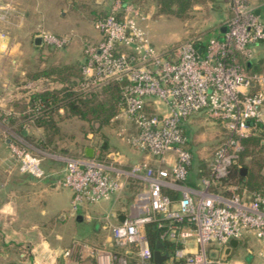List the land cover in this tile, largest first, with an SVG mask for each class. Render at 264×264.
<instances>
[{
	"label": "built area",
	"instance_id": "2783aa9c",
	"mask_svg": "<svg viewBox=\"0 0 264 264\" xmlns=\"http://www.w3.org/2000/svg\"><path fill=\"white\" fill-rule=\"evenodd\" d=\"M229 6L231 14L218 26L221 36L188 37L173 48H158L148 34L149 14L140 4L111 0L108 11L94 19L100 38L84 45L80 84L88 89L119 84L116 116L132 121L129 142L149 158L122 166L97 156L64 157V172L56 182L72 190L75 206L110 198L129 179L137 180L134 213L110 225L114 243L125 253L135 247L137 264H229L224 248L230 239L251 233L264 241V193L222 182L244 139L258 136L264 146V69H258L261 57L256 54L264 41V0H229ZM5 8L0 1V10ZM38 34L52 47L69 40L45 30ZM196 112L218 122L224 136L207 162L209 174L189 183L192 152L184 123ZM15 135L10 134L9 149L19 169L45 177V156L15 141ZM164 220L168 228L161 237L176 238L182 246L156 263L145 225L162 227ZM178 221L186 225L179 227ZM189 237L193 248L187 247ZM212 242L220 244L213 248L218 254L207 252ZM94 255L96 264H114L115 259L127 264L126 257L107 250L96 248ZM260 255L264 258V249Z\"/></svg>",
	"mask_w": 264,
	"mask_h": 264
},
{
	"label": "rangeland",
	"instance_id": "374dc122",
	"mask_svg": "<svg viewBox=\"0 0 264 264\" xmlns=\"http://www.w3.org/2000/svg\"><path fill=\"white\" fill-rule=\"evenodd\" d=\"M0 1L3 5H6L5 9L0 10L1 32L3 31L5 34L8 45L14 42L19 45L17 53L21 55L20 65L25 71L21 80L23 89L33 91L60 87L62 82H60L58 76L66 75V70L63 69L65 64L74 65L73 63L83 62L85 43L87 41L94 42L100 38V31L94 26V19L105 14L111 2V0ZM133 1L139 3L142 9L149 14V18L145 20L148 34L152 43L158 48H173L188 37H198L205 40L210 35L221 36L217 27L229 14L226 0H191L193 2L191 7L179 17L173 14H159L154 0ZM41 30L68 37L69 40L61 47H52L44 43L36 46L33 44V37ZM256 51L258 56H264V41L258 43ZM262 66H264V62L260 63L258 69H261ZM52 67L56 68L55 72L46 73ZM59 69H62L61 74L58 72ZM73 70L76 71L77 68L73 67ZM75 82V76L71 75L65 83L74 86ZM29 94H25L27 100ZM99 97L104 98L105 94L101 93ZM60 113H63V111ZM118 114L119 111L108 122L102 124L96 119L85 120L73 115L62 116L59 120L60 124H58L59 128L54 144L68 143L69 148L65 152L72 156L81 154L79 152L82 150L78 151V149H82L83 145H91L98 151L97 156L99 158L106 159L105 157H108L109 160H114L117 163H134V160L140 157L143 152L133 148L128 139L129 134L125 132L127 125L132 121L124 114L116 116ZM26 127L30 136L29 139L22 137L10 125L1 126L0 129H4L8 137L11 133H16L15 141L47 158L49 154L40 147V142L37 140L38 137L40 139L43 136V132H38L36 127L29 125H26ZM184 128L188 137V147L193 154V162L188 178L195 181L199 178L197 169L200 163L210 160L215 147L224 136V130L218 122L212 120L203 112L191 114L184 123ZM104 142L106 146L102 148ZM242 150L253 152L255 151V144L251 141H243ZM110 153L114 154L110 157ZM120 154L132 155L134 158L126 157L124 161ZM113 155H118V157H113ZM248 160L247 156L239 160L240 166L245 168L242 173L247 170L242 162H249ZM249 164L252 163L249 162ZM261 170L264 171V166ZM63 187L65 190L70 189L66 186ZM70 192L72 196L71 189ZM111 199L112 196L110 199H100L94 202H78L76 209L69 201V208L70 211L78 213L82 205H104L107 201L110 203ZM125 202L129 204L130 200L125 199ZM101 218L94 214L90 223L97 225L102 220ZM88 226L91 225L88 224ZM102 233H106V236L109 235V228L102 230ZM186 241L187 247L193 248L195 246L192 237L187 238ZM97 246L100 250L115 253L117 257H126L127 264L138 263L135 247H132L133 254L129 258L125 254L124 248L116 245L111 238L103 237L99 239ZM206 247L210 255L218 254V251L214 252L213 248L218 249L220 244L212 242ZM262 248H264V241L250 234L246 239L238 240V244L228 254L229 264H248L249 262L264 264V259L258 254V251ZM114 264H119L117 259L114 260Z\"/></svg>",
	"mask_w": 264,
	"mask_h": 264
},
{
	"label": "crops",
	"instance_id": "0c3cea01",
	"mask_svg": "<svg viewBox=\"0 0 264 264\" xmlns=\"http://www.w3.org/2000/svg\"><path fill=\"white\" fill-rule=\"evenodd\" d=\"M2 33L0 29V127L8 125L9 116L15 118L13 124L19 122L21 111L29 109L25 94L33 92L23 89L21 80L25 71L20 65L21 55L17 53L19 45L15 42L8 45ZM261 59L259 63L264 62V56ZM36 129L42 132L41 128ZM134 129L133 123H129L125 132L130 134ZM5 132L0 129V264H96L94 249L98 248L99 239H112L110 225L134 213L132 202L126 204L123 198L124 188L112 195L108 205H82L78 213L70 211V189L65 190L56 182L64 172V157L72 156L65 152L68 143L46 150L49 155L43 159V167L47 175L36 178L19 169L9 149L10 137ZM88 146L91 145L79 148L78 151L82 150L79 153L84 154ZM105 146L106 143L102 148ZM142 152L134 162L149 158L146 151ZM97 155L94 147V156ZM120 157L124 161L126 157L134 158L125 154ZM118 164L127 166L131 163ZM73 208L76 209L77 205ZM94 214L102 217L97 225L90 223ZM108 228L110 234L106 236L102 230ZM263 249L258 251L259 255ZM126 254L130 258L133 250H127Z\"/></svg>",
	"mask_w": 264,
	"mask_h": 264
},
{
	"label": "trees",
	"instance_id": "16d2710c",
	"mask_svg": "<svg viewBox=\"0 0 264 264\" xmlns=\"http://www.w3.org/2000/svg\"><path fill=\"white\" fill-rule=\"evenodd\" d=\"M154 1L159 14H173L177 17L185 14L193 3L191 0ZM226 5L229 10L228 17L231 14L229 0H226ZM73 64L74 65H68L66 63L63 67V69L66 70V75L62 74L61 76H58V79L62 82L60 87L46 88L41 91H33L29 94L26 102L29 111H21L19 114L21 121L19 120V122L13 124L16 121L15 118L12 116L7 117L8 125L12 126L22 137L28 139L30 136L26 125L41 128L43 136L40 139L38 137L37 140L40 142V147L47 151H51L57 147V145L54 144V139L58 132L59 120L62 116L73 115L85 120L96 119L102 124L108 122L120 108L119 84L117 82H109L90 89L82 87L80 84L82 79V63ZM259 65L260 63L257 62L258 68ZM73 67L77 68V72L73 70ZM55 69V67H52L50 70H47L46 73L55 72ZM261 69H264V66H262ZM59 70L60 71H57L61 74L62 69ZM71 75L76 78L74 86L65 83ZM101 93L105 94L104 98L99 97ZM60 109H62L63 113H60ZM243 141L253 142L255 144V151L247 152L241 150L236 160L230 165L228 174L222 178V182H234L240 186H245L249 191L254 190L264 193V171L262 172L261 170L262 166H264V146L261 144L260 138L255 135L250 136ZM80 155H82V153ZM245 156L249 158L248 161L252 164L243 161L242 164H244L247 170L245 173H242V166H240L241 164L239 163V160H242ZM105 158L109 160L108 157ZM192 162L193 154L191 164ZM209 171L207 162H202L197 169V175L199 177L208 175ZM187 181L189 183L194 182V180H191L188 177ZM138 189L139 183L137 180L129 179L124 186L123 198L132 201ZM163 222L164 226L162 227H158L155 223H147L145 225L146 235L153 249L156 247L157 241H161L164 244V249L167 252H171L174 249L181 247L182 243L176 238L161 237L162 232L168 228L169 221L164 220ZM175 223L179 227L186 225L185 221H178ZM177 228L178 227H176V229Z\"/></svg>",
	"mask_w": 264,
	"mask_h": 264
},
{
	"label": "water",
	"instance_id": "95a60500",
	"mask_svg": "<svg viewBox=\"0 0 264 264\" xmlns=\"http://www.w3.org/2000/svg\"><path fill=\"white\" fill-rule=\"evenodd\" d=\"M225 28L226 27L223 26V27H221V30L224 31ZM33 42L35 45H41L42 44L41 36L38 33L34 36ZM258 61L261 62L262 59L260 58ZM248 65H250V62H248ZM104 145H105V142L103 143L102 146H104ZM84 155L94 156V147H92V146L86 147ZM244 170H245V168L241 167V171L243 172ZM237 244H238L237 239H234V238L230 239L228 245L225 246V248H224V257L228 256V254L231 252L232 247H235ZM166 258H167V251L164 249V244L161 241H157L156 247L153 249V260L156 263H161Z\"/></svg>",
	"mask_w": 264,
	"mask_h": 264
}]
</instances>
